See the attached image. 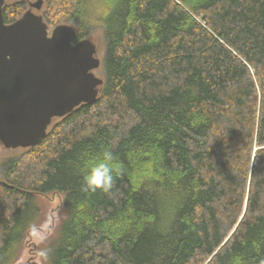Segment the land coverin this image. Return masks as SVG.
I'll list each match as a JSON object with an SVG mask.
<instances>
[{"label":"trees","instance_id":"1","mask_svg":"<svg viewBox=\"0 0 264 264\" xmlns=\"http://www.w3.org/2000/svg\"><path fill=\"white\" fill-rule=\"evenodd\" d=\"M27 9L5 5L6 23ZM41 15L77 41L103 33L104 85L6 163L0 264L56 196L47 264H264V0H44ZM104 149L124 174L84 192Z\"/></svg>","mask_w":264,"mask_h":264},{"label":"water","instance_id":"2","mask_svg":"<svg viewBox=\"0 0 264 264\" xmlns=\"http://www.w3.org/2000/svg\"><path fill=\"white\" fill-rule=\"evenodd\" d=\"M5 2L0 0V143L29 149L46 139L55 119L97 103L104 80L94 71L102 62L95 43L77 41L70 25L51 32L32 9L7 24ZM43 5L39 0L31 6Z\"/></svg>","mask_w":264,"mask_h":264},{"label":"rangeland","instance_id":"3","mask_svg":"<svg viewBox=\"0 0 264 264\" xmlns=\"http://www.w3.org/2000/svg\"><path fill=\"white\" fill-rule=\"evenodd\" d=\"M38 1L39 0H6L5 5L25 2L28 7L30 3L34 4ZM43 10L44 5L41 10L36 11V14L41 15ZM52 31L53 30H51V32ZM89 40L97 45V58L102 62L106 53V43L104 41L103 33L99 29H96V32L89 38ZM94 73L97 77L104 78L102 67L95 70ZM24 152L25 149H8L0 143V182L4 181V169L6 163L19 157ZM37 199L41 213L40 221L36 227L37 232L34 233L31 230L27 234L23 244V251L16 264H47L45 258L40 256L39 253L46 250L48 244L54 240L58 228L65 217L63 206L64 198L62 196L49 197L46 199L37 197Z\"/></svg>","mask_w":264,"mask_h":264},{"label":"clouds","instance_id":"4","mask_svg":"<svg viewBox=\"0 0 264 264\" xmlns=\"http://www.w3.org/2000/svg\"><path fill=\"white\" fill-rule=\"evenodd\" d=\"M115 161L116 158L113 152L104 149L82 176L81 190L84 192L102 191L108 193L114 185L115 177L124 174L123 165ZM32 231L37 232L35 226H33ZM39 255L46 258L48 252L44 250Z\"/></svg>","mask_w":264,"mask_h":264},{"label":"flooded vegetation","instance_id":"5","mask_svg":"<svg viewBox=\"0 0 264 264\" xmlns=\"http://www.w3.org/2000/svg\"><path fill=\"white\" fill-rule=\"evenodd\" d=\"M33 3H30L29 5H28V9H32V11L36 14V11H37V9H35V8H32V5ZM27 9V10H28Z\"/></svg>","mask_w":264,"mask_h":264}]
</instances>
